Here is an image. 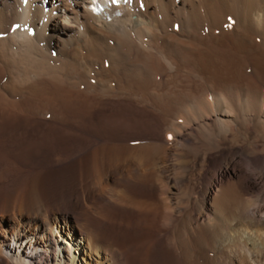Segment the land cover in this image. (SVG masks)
<instances>
[{"label": "bare ground", "instance_id": "bare-ground-1", "mask_svg": "<svg viewBox=\"0 0 264 264\" xmlns=\"http://www.w3.org/2000/svg\"><path fill=\"white\" fill-rule=\"evenodd\" d=\"M93 1L0 0V264H264V0Z\"/></svg>", "mask_w": 264, "mask_h": 264}, {"label": "rangeland", "instance_id": "rangeland-1", "mask_svg": "<svg viewBox=\"0 0 264 264\" xmlns=\"http://www.w3.org/2000/svg\"><path fill=\"white\" fill-rule=\"evenodd\" d=\"M55 166H58V165H55ZM6 184V182H1L0 183V188L1 187H3V186H6L5 185ZM1 191V190H0ZM108 191V190H107ZM107 193H109V192H107ZM1 196V195H0ZM20 199L19 200H22V196H20L19 197ZM67 219H68V221H72V219L70 218V217H67ZM116 226V225H115ZM114 226V227H115ZM114 227H113V229H114ZM108 228H109V226H108ZM110 228H112V227H110ZM118 228V229H117ZM122 231L123 230V227H120V226H116V228L114 229V231ZM129 232L132 234L134 231H133V229L131 228V230H130V228H129ZM144 248V249H143ZM134 252V253H133ZM138 252V253H137ZM77 254V253H76ZM154 254V256H153V262L151 263V259H152V255ZM152 254V251L150 250V249H148L147 248V246L144 244V245H142V243L140 244V242H137V246L135 247V249H134V251H132L131 253H130V255H129V264H164V263H166V261H167V263L168 264H170V262H169V260L167 259V258H163V256L162 257H157V255H155V253H153ZM146 258V259H145ZM160 259V260H159ZM164 259H166V261L164 260ZM163 260V261H162ZM134 261H136V262H134ZM159 261H161V262H159ZM165 261V262H164ZM147 262V263H146ZM166 263V264H167Z\"/></svg>", "mask_w": 264, "mask_h": 264}]
</instances>
